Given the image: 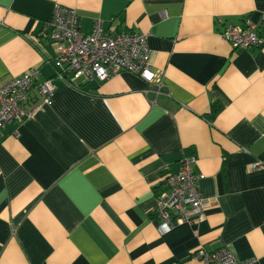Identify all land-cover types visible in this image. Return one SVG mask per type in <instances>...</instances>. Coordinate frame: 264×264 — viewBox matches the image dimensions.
Returning <instances> with one entry per match:
<instances>
[{
  "label": "crops",
  "instance_id": "1",
  "mask_svg": "<svg viewBox=\"0 0 264 264\" xmlns=\"http://www.w3.org/2000/svg\"><path fill=\"white\" fill-rule=\"evenodd\" d=\"M57 4L83 33L96 19L146 33L159 94L128 71L79 87L53 78ZM261 11L264 0H0V85L37 68L56 86L47 102L28 91L33 112L0 131V264H202L198 245L264 264V42L235 51L219 34ZM190 155L204 210L159 234L153 189Z\"/></svg>",
  "mask_w": 264,
  "mask_h": 264
},
{
  "label": "built area",
  "instance_id": "2",
  "mask_svg": "<svg viewBox=\"0 0 264 264\" xmlns=\"http://www.w3.org/2000/svg\"><path fill=\"white\" fill-rule=\"evenodd\" d=\"M79 20L73 8L57 4L46 36L53 52V78L79 87L83 81H102L121 71L138 75L146 81L151 91L159 94L162 86V72L152 69L149 62L147 46L148 35L136 30L116 31L103 29L102 21L96 19L92 30L83 33L79 29ZM264 26V11L259 18L252 21L245 17L242 24H227L219 31L220 36L228 41L233 50H244L257 47L264 42L260 28ZM37 68H29L9 82L0 85V131L13 122H21L33 112V108L23 106L27 93L35 88L43 102L50 99L56 86L51 78L39 80ZM81 80V82H79ZM196 157L184 156L178 161L175 172L166 171L153 189L155 207L153 214L158 224L159 234L171 229L175 222L191 224L200 217L205 202L198 190L199 173L195 169ZM259 161L249 166L250 170L258 169ZM193 255L202 264H254L255 259H239L227 247L207 250L198 245Z\"/></svg>",
  "mask_w": 264,
  "mask_h": 264
}]
</instances>
